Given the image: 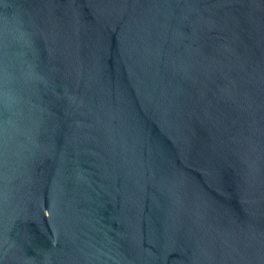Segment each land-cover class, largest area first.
<instances>
[{"label":"water","instance_id":"95a60500","mask_svg":"<svg viewBox=\"0 0 264 264\" xmlns=\"http://www.w3.org/2000/svg\"><path fill=\"white\" fill-rule=\"evenodd\" d=\"M0 264H264V0H0Z\"/></svg>","mask_w":264,"mask_h":264}]
</instances>
